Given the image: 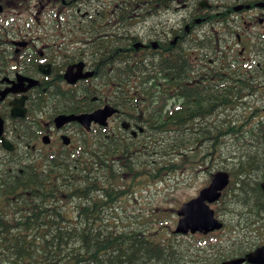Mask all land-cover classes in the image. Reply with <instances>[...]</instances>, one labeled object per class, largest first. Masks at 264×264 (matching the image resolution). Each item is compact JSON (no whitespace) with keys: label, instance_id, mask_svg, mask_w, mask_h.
Returning <instances> with one entry per match:
<instances>
[{"label":"flooded vegetation","instance_id":"obj_1","mask_svg":"<svg viewBox=\"0 0 264 264\" xmlns=\"http://www.w3.org/2000/svg\"><path fill=\"white\" fill-rule=\"evenodd\" d=\"M104 109L88 129L54 122ZM90 151L116 171L144 156L134 170L205 175L196 195L227 172L229 197L207 204L242 235L219 247L264 245V0H0V238L38 235L45 158Z\"/></svg>","mask_w":264,"mask_h":264},{"label":"trees","instance_id":"obj_2","mask_svg":"<svg viewBox=\"0 0 264 264\" xmlns=\"http://www.w3.org/2000/svg\"><path fill=\"white\" fill-rule=\"evenodd\" d=\"M83 145L89 151L88 143ZM90 153L43 160L40 183L50 185L40 186V216L34 224L38 235L0 238V264H220L234 255L209 236L167 232L159 237L143 223L124 224L115 205L129 190L122 185L123 171L158 179L161 170H134L142 166L136 156L124 158L126 163L116 171L105 156Z\"/></svg>","mask_w":264,"mask_h":264},{"label":"rangeland","instance_id":"obj_3","mask_svg":"<svg viewBox=\"0 0 264 264\" xmlns=\"http://www.w3.org/2000/svg\"><path fill=\"white\" fill-rule=\"evenodd\" d=\"M104 116L103 114L101 118H104ZM223 150L225 151L224 157L233 155L230 154L229 148H223ZM140 159L143 160L144 156ZM234 159L235 158L232 156L231 164L230 159L228 160L227 170L232 169ZM222 167L225 166L222 165ZM160 177H162V179H154L142 175L139 179L136 178L133 180L135 182L134 186L130 191H127L115 205H119L116 208V212L122 217L124 224L130 223L133 226L134 224L132 221L136 219L135 222L137 223L138 219L144 226H149L150 231H157L159 237H164L167 232H169V229H172L176 224V210L183 201L196 195L199 187L204 182L205 175L188 171L182 174L179 173L177 175L178 179H173L171 181L166 178V174L164 173H162ZM224 197H229L228 193ZM225 218L229 220L232 216L227 214ZM241 233V230H235V232H223L219 230L218 234L210 235L208 240L219 241L220 239L221 243L227 242V245H229L233 239L242 235ZM249 242L255 243L258 241L257 238L254 237L252 240H249Z\"/></svg>","mask_w":264,"mask_h":264},{"label":"water","instance_id":"obj_4","mask_svg":"<svg viewBox=\"0 0 264 264\" xmlns=\"http://www.w3.org/2000/svg\"><path fill=\"white\" fill-rule=\"evenodd\" d=\"M13 115H15L14 112ZM18 115L22 116L23 111L19 112ZM101 116L102 114L96 117L100 123H102L103 120ZM69 120L80 122L86 129L89 128L91 121H96L92 119V113L80 114L77 116L60 115L54 118L56 126H60ZM67 139L68 138L65 137L63 138L64 143H68ZM228 182L229 174L227 172H216L212 182L208 186L202 188L196 197L184 202L178 209L177 213L179 219L172 232L180 234L202 232L203 234H207L211 231L221 229L222 222L214 217L213 210L209 208L207 202L217 200ZM262 187L264 189V182H262ZM245 261L251 264H264V245L246 253L243 257L223 261L222 264H241Z\"/></svg>","mask_w":264,"mask_h":264},{"label":"bare ground","instance_id":"obj_5","mask_svg":"<svg viewBox=\"0 0 264 264\" xmlns=\"http://www.w3.org/2000/svg\"><path fill=\"white\" fill-rule=\"evenodd\" d=\"M105 111V109L104 110H97V111H95V112H93L92 113V119H94V120H96V121H99V120H97V116H99V115H101V114H103V112ZM63 142H64V140H63ZM214 177V176H213ZM212 180H213V178H212ZM212 180H211V182H212ZM187 209H188V207H187ZM186 209V210H187Z\"/></svg>","mask_w":264,"mask_h":264}]
</instances>
